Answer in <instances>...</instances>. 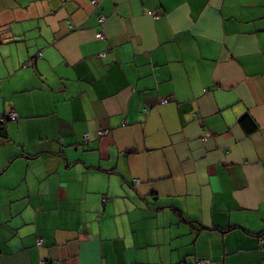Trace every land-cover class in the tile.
<instances>
[{"label": "crops", "instance_id": "1", "mask_svg": "<svg viewBox=\"0 0 264 264\" xmlns=\"http://www.w3.org/2000/svg\"><path fill=\"white\" fill-rule=\"evenodd\" d=\"M0 117V264H264V0H0Z\"/></svg>", "mask_w": 264, "mask_h": 264}, {"label": "built area", "instance_id": "2", "mask_svg": "<svg viewBox=\"0 0 264 264\" xmlns=\"http://www.w3.org/2000/svg\"><path fill=\"white\" fill-rule=\"evenodd\" d=\"M100 19H101V21H103L105 19V17L101 16ZM98 37L99 38H104L105 35H104L103 32H100V33H98ZM163 102H168V99H164ZM8 116H9L10 119H16L17 118V113L15 111H12L11 113H9ZM0 119L3 120L4 118L0 117ZM41 243H42V240H39L38 244H41ZM208 262H210L209 259H201V258H199V259H197L196 264H206Z\"/></svg>", "mask_w": 264, "mask_h": 264}, {"label": "trees", "instance_id": "3", "mask_svg": "<svg viewBox=\"0 0 264 264\" xmlns=\"http://www.w3.org/2000/svg\"><path fill=\"white\" fill-rule=\"evenodd\" d=\"M0 122H2L3 123V121H0ZM253 125H254V123H253ZM254 127H256L255 125H254ZM1 129L3 130V131H5L6 132V130H5V128L4 127H2L1 126ZM201 259H203V258H201ZM46 264H57V263H54V262H46Z\"/></svg>", "mask_w": 264, "mask_h": 264}]
</instances>
